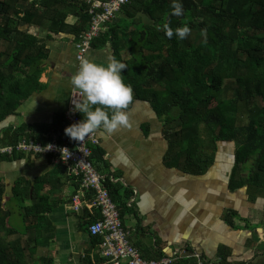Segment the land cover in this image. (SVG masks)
I'll return each instance as SVG.
<instances>
[{"label": "trees", "instance_id": "obj_1", "mask_svg": "<svg viewBox=\"0 0 264 264\" xmlns=\"http://www.w3.org/2000/svg\"><path fill=\"white\" fill-rule=\"evenodd\" d=\"M180 2L184 11L177 16L173 0H131L122 7L119 22L108 23L91 45L110 43L114 56L128 65L122 74L125 83L133 85V101H148L163 122L169 163L203 174L213 165L219 144L233 142L229 189L245 188L247 201L254 205L263 201L264 208V0ZM88 9L77 0H0V123L6 124L1 145L22 139L70 142L64 115L53 131L43 124L14 128L8 119L43 87L40 77L48 59V39L67 34L77 41L90 26ZM72 16L77 17L74 22L69 20ZM165 25L174 30L188 25L191 32L184 39L175 32L169 38ZM79 115L85 118L83 113ZM101 156L99 146L94 147L92 159L103 172ZM69 184L75 185L76 192L80 180L61 163L33 181L17 179L11 195L0 179V264H54L50 244L55 228L49 214L66 201L64 187ZM105 186L118 203L122 219L125 211L133 210L126 203L130 193L121 199L118 188L107 178ZM87 198L93 200V190L87 192ZM16 210L22 217L19 225L12 223ZM238 214L229 210L225 216L234 228ZM101 217L97 208L87 206L83 221L87 226ZM131 235L128 231L130 240ZM90 236L95 251L87 253L82 264H110L112 258L100 255L103 237ZM227 253L221 250L220 260L213 264H246L228 262ZM163 256L166 254L159 251L155 258H144ZM172 256V264H211L191 247L183 255Z\"/></svg>", "mask_w": 264, "mask_h": 264}, {"label": "crops", "instance_id": "obj_2", "mask_svg": "<svg viewBox=\"0 0 264 264\" xmlns=\"http://www.w3.org/2000/svg\"><path fill=\"white\" fill-rule=\"evenodd\" d=\"M120 16L121 11L112 23L119 22ZM76 19L72 16L69 20ZM47 44L48 59L40 77L43 87L8 119V125L14 128L43 124L53 131L65 114L72 91L77 89L71 80L81 62H107L114 56L110 43L91 45L79 61L76 40L67 34L55 35ZM125 111L127 125L114 131L98 129L102 151L99 164L118 188L121 199L130 193L126 203H131L133 210L125 211L122 220L141 253L147 258H155L159 251L183 255L185 248L191 247L211 264L220 260L221 250L228 252L226 260L230 263L264 264L263 201L250 204L245 188L229 189L235 144L221 142L213 165L203 174H193L168 162L169 144L163 122L148 101L135 99ZM5 127L0 123V135ZM56 165L49 156L16 154L9 160L0 159V179L11 195L17 179L33 181L55 170ZM74 190L72 184L64 187L66 201L49 214L55 228L50 244L54 264H82L84 256L95 251L83 221L85 210H71L69 198ZM229 210L239 213L234 218L236 228L225 218Z\"/></svg>", "mask_w": 264, "mask_h": 264}, {"label": "built area", "instance_id": "obj_3", "mask_svg": "<svg viewBox=\"0 0 264 264\" xmlns=\"http://www.w3.org/2000/svg\"><path fill=\"white\" fill-rule=\"evenodd\" d=\"M88 5L90 26L83 31L76 41L77 59L83 60L93 40L100 35L108 23L115 20L122 7L131 0H77ZM84 92L79 88L71 93L69 104L65 110L64 125L68 127L82 118L74 111V101L82 102ZM70 138L69 143H61L57 139L43 143L34 139H22L14 144L1 145L0 156L26 153L51 157L54 164H64L71 176L80 180V186L72 194L71 210L81 212L87 206H94L101 213V218L88 223L91 235L103 237L100 255L112 258L110 264H172L174 257L166 255L159 259L147 260L141 251L131 242L128 231L123 227L117 204L112 199L109 189L105 186L106 176L99 171L92 159L93 148L100 145L98 129L91 133L83 142ZM93 190L94 198L89 201L87 192ZM90 216L86 219L90 220Z\"/></svg>", "mask_w": 264, "mask_h": 264}, {"label": "clouds", "instance_id": "obj_4", "mask_svg": "<svg viewBox=\"0 0 264 264\" xmlns=\"http://www.w3.org/2000/svg\"><path fill=\"white\" fill-rule=\"evenodd\" d=\"M183 4L180 0H173V14L183 15ZM166 35L172 38L175 34L184 39L191 32L188 25L175 30L164 26ZM128 65L112 56L107 62H96L85 59L72 76L73 86L82 90L85 99L74 101V111L83 113L85 118L66 127L65 132L72 139L84 141L95 130L103 127L114 131L129 123L125 109L133 102L134 89L130 83H125L122 70ZM112 109L109 113L107 109Z\"/></svg>", "mask_w": 264, "mask_h": 264}, {"label": "rangeland", "instance_id": "obj_5", "mask_svg": "<svg viewBox=\"0 0 264 264\" xmlns=\"http://www.w3.org/2000/svg\"><path fill=\"white\" fill-rule=\"evenodd\" d=\"M12 223L19 225L22 223V217L19 214L18 210H16V212H14L13 216H12Z\"/></svg>", "mask_w": 264, "mask_h": 264}]
</instances>
